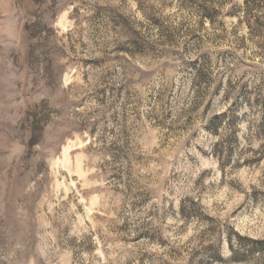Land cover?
<instances>
[{
    "label": "rangeland",
    "instance_id": "rangeland-1",
    "mask_svg": "<svg viewBox=\"0 0 264 264\" xmlns=\"http://www.w3.org/2000/svg\"><path fill=\"white\" fill-rule=\"evenodd\" d=\"M209 1L0 0V264H264V0Z\"/></svg>",
    "mask_w": 264,
    "mask_h": 264
},
{
    "label": "trees",
    "instance_id": "trees-1",
    "mask_svg": "<svg viewBox=\"0 0 264 264\" xmlns=\"http://www.w3.org/2000/svg\"><path fill=\"white\" fill-rule=\"evenodd\" d=\"M205 5H206V6H205L204 9H203V10H204V14H205V16H210V7H211V5H210V1H209V0H205ZM134 44H135L136 47L139 46V43H137V42L134 43ZM34 120H35V125H34V132H35L36 130H38V129H37L38 127H37V124H36V123H37V122H36L37 120H36V119H34ZM34 138H35V133H34V135H33V137H32V143H31L32 145H34L35 142H36V141H33ZM239 241H240V242H250L251 240H248V239H246V238H242V237H240V238H239Z\"/></svg>",
    "mask_w": 264,
    "mask_h": 264
}]
</instances>
